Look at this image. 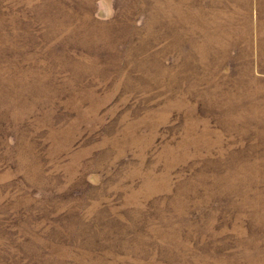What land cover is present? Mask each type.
<instances>
[{
	"label": "rangeland",
	"instance_id": "obj_1",
	"mask_svg": "<svg viewBox=\"0 0 264 264\" xmlns=\"http://www.w3.org/2000/svg\"><path fill=\"white\" fill-rule=\"evenodd\" d=\"M0 264H264V0H0Z\"/></svg>",
	"mask_w": 264,
	"mask_h": 264
}]
</instances>
